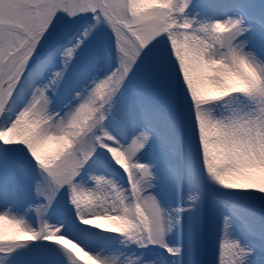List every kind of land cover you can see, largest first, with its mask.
I'll return each instance as SVG.
<instances>
[{
  "label": "snow or ice",
  "instance_id": "snow-or-ice-1",
  "mask_svg": "<svg viewBox=\"0 0 264 264\" xmlns=\"http://www.w3.org/2000/svg\"><path fill=\"white\" fill-rule=\"evenodd\" d=\"M0 264H264V0H0Z\"/></svg>",
  "mask_w": 264,
  "mask_h": 264
},
{
  "label": "rangeland",
  "instance_id": "rangeland-1",
  "mask_svg": "<svg viewBox=\"0 0 264 264\" xmlns=\"http://www.w3.org/2000/svg\"><path fill=\"white\" fill-rule=\"evenodd\" d=\"M85 259H87V258L85 257Z\"/></svg>",
  "mask_w": 264,
  "mask_h": 264
}]
</instances>
